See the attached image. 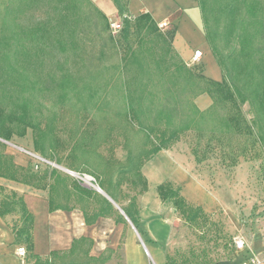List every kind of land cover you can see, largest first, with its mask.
Here are the masks:
<instances>
[{"label":"rangeland","instance_id":"1","mask_svg":"<svg viewBox=\"0 0 264 264\" xmlns=\"http://www.w3.org/2000/svg\"><path fill=\"white\" fill-rule=\"evenodd\" d=\"M210 1L215 6V19L228 29L237 13L229 20L220 8L232 0ZM260 2L259 18L264 15V0ZM123 19L119 14L102 18L84 0H0V104L10 109L14 101L27 100L39 126L54 120L55 136L60 139L56 157L62 164L35 152L31 129L23 137L15 135L9 142L2 141L4 151L13 152L14 160L23 159L22 165L16 164L33 174L29 178L33 184H55L50 176L54 169L69 178L65 180L68 187L73 178L98 192L96 182L84 178L88 174L67 168L66 157L76 135L86 130V139L96 148L87 155L88 160L107 180H120L115 191L122 205L136 196L140 207L141 195L131 183L134 177L119 176L118 172L124 167L128 149L144 152L157 144L154 141L144 148L145 133L129 113L130 93L142 84L145 105L167 108L178 116L177 124L190 126L165 151L173 156L176 168L203 185L215 204L207 212L187 201L191 208L182 215L171 202L162 203L159 215L170 228L166 264L232 263L241 252L237 239L244 240L246 248L256 241L264 247V145L249 105L223 101L219 93L216 104L204 114L198 113L195 98L210 86L203 80L199 85L191 84L186 74L175 70L174 53L168 51L169 40L164 38L173 29L158 24L157 31L143 30L132 17V24L124 30ZM116 22L121 23L118 30L112 27ZM253 30L251 27L250 32ZM260 32L259 45L264 48V31ZM225 33L233 46V33ZM135 55L138 59L133 62ZM256 57L264 64V49ZM193 71L199 74L202 69ZM212 71L206 67L207 75ZM65 77L80 97L74 94L61 103L58 84ZM91 94L88 100L92 101L83 109L79 98L87 100ZM157 128L165 129L164 121ZM8 192L1 190L0 199ZM67 203L78 206L79 200L73 194ZM18 206L11 215L15 228L20 223ZM119 254L109 264H124L122 252Z\"/></svg>","mask_w":264,"mask_h":264},{"label":"trees","instance_id":"2","mask_svg":"<svg viewBox=\"0 0 264 264\" xmlns=\"http://www.w3.org/2000/svg\"><path fill=\"white\" fill-rule=\"evenodd\" d=\"M113 1L118 9L119 15L124 17V30H126L132 24L131 18L126 14L127 1ZM260 1L232 0V4L229 3L230 5L226 4V6L220 8L222 14L225 17H229V20L237 13V17L231 19L228 28L230 31L225 33L228 29L224 28L226 26L221 27L215 19V6L213 3L210 0H199L207 40L224 74L222 83L211 81L201 74L202 71L198 74L192 68L188 67L172 49V33L164 34V38L167 41L169 40L168 51L174 53L173 58L175 60L173 65L175 66V70L186 74L188 80H191V84L197 83L199 85L203 80L210 86L208 90H202L201 93L207 92L210 94L213 99L212 106L216 104V97L219 93L223 94L221 96L223 101L234 102L237 105H249L250 112L253 114L252 122L257 127L259 141L264 145V64L256 57L264 49L261 47V44V46L259 45V33H261L260 31H264V15L259 18ZM88 6L92 7L93 11L97 13L96 8L90 4ZM134 20L140 29L147 31L152 29L157 31L159 29L150 15H141L134 18ZM251 27L254 28L252 32H250ZM224 33L227 36H231L233 33V40L234 37L236 38L233 46L226 41ZM262 34L264 37V33ZM137 59L135 55L133 62H136ZM66 79L65 77L58 84L61 91L59 95V101L61 103L68 101L69 97L74 94L80 97L76 88L71 85V80ZM255 80H259L257 84H253ZM130 95L128 104L129 113L132 114L131 118L137 123L140 130L145 133L146 140L144 142V148L147 147L148 143H154V141L157 144L152 145L149 150L144 152H135L132 149H128L126 162L123 169L118 172V175L121 176L122 173L128 176L132 175L134 179L131 183L135 188H138L137 195H143L148 190V181L142 172L144 164L159 152L168 150L179 139L182 133L189 131L191 128L189 125L177 124L175 117L177 119L178 116H174L167 108L157 107L153 103V105L151 103L145 105L142 84L137 91H132ZM92 96L93 94L87 100ZM84 100L83 98H79L78 100L83 109L86 108V103L91 102L92 99L88 101ZM195 108L198 113L201 115L204 114V111L199 110L196 104ZM52 121L46 123L43 128L39 126L38 122L34 120L30 103L27 100L14 101L10 109H5L0 104V177L38 189L45 190L49 187V209L51 212L59 209L72 210L79 208L84 212L87 224L95 223L100 217L110 216L114 217L118 223L127 224L126 218L106 197L96 190L84 187L81 181L70 178L71 184L68 187L65 180L69 178L62 176L57 170L53 169L50 176L54 177L55 184L42 186L33 184L29 181V178L33 174L28 175L24 172L25 168L18 166L14 162V158L6 154L3 149L5 143L2 141L9 142L15 135L23 137L27 130L31 129L33 131V146L35 152L39 153L43 158L55 161L61 165V158L56 157L60 139L55 136L56 127ZM161 121H164L165 129L157 128L158 123ZM87 134H89L88 131L84 130L76 135V140L66 157V160L69 161L67 168L94 177L96 184L115 203L121 205L120 208L133 225L139 228L141 218L136 196H133L127 205L120 203V198L115 191L121 184L120 180L116 181V183H113L110 178L107 180L104 178L105 175L103 176V173L96 169L87 158L88 154L96 150V148H92L93 146L91 147L88 139H86ZM92 134L91 132L90 135ZM1 190L8 192L3 187H0ZM157 192L163 203L171 202L182 215L186 213L187 208L191 205L181 194V188L175 186L171 181H166L158 185ZM6 194L8 195L0 199V216H8L11 218V215L17 211L16 208L19 205L20 223L17 228L13 225V230L16 242L19 245L25 246V264H109L113 260L118 259L120 252H122L121 255L124 263L123 249L125 235L122 236L118 250L108 248L97 257L90 255L93 241L85 237L74 240L71 248L68 250L52 251L44 257L35 255L33 253L32 234L34 216L27 208L22 195L15 191H10ZM73 194L79 200L78 206H69L67 203ZM198 208L200 209V206Z\"/></svg>","mask_w":264,"mask_h":264},{"label":"crops","instance_id":"3","mask_svg":"<svg viewBox=\"0 0 264 264\" xmlns=\"http://www.w3.org/2000/svg\"><path fill=\"white\" fill-rule=\"evenodd\" d=\"M97 9L102 18L119 14L113 0H84ZM126 11L130 18L150 15L156 24L167 22V29H173L172 49L190 68L202 69L205 78L223 82V71L218 65L211 46L207 40L199 0H126ZM92 8V7H91ZM132 16V17H131ZM196 50L202 56L194 61ZM206 67L213 68L211 76L206 74ZM195 104L201 111L210 109L213 99L207 92L195 98ZM8 155H14L7 151ZM14 162L22 165V158ZM142 172L148 181V190L140 196V222L136 228L120 206L107 198L126 218L127 224L118 223L114 217H100L93 224H87L84 212L72 210L49 209V190L34 188L0 177V187L9 188L24 197L27 208L34 216L33 253L47 256L52 251H65L71 248L74 240L85 237L93 241L90 255L99 256L106 249L118 250L122 236L124 240V264H166L165 245L167 244L169 224L160 218L162 201L157 187L166 181L181 186L183 197L205 211L210 212L215 204L203 185L186 171L176 168V161L168 151H161L147 161ZM25 248L16 242L10 217L0 216V264H23L18 249ZM264 247L259 241L237 252L234 261L228 264H245L252 255H264ZM115 261V260H113Z\"/></svg>","mask_w":264,"mask_h":264},{"label":"built area","instance_id":"4","mask_svg":"<svg viewBox=\"0 0 264 264\" xmlns=\"http://www.w3.org/2000/svg\"><path fill=\"white\" fill-rule=\"evenodd\" d=\"M168 25L167 22H162L161 24H159L160 28H166ZM112 27H114L116 30L120 29L121 28V23H113L112 24ZM202 56V51L200 50H196L195 53H194V61H197L199 58H201ZM82 178V177H81ZM84 178L87 179V181H89L90 183H92L91 181H95V179L91 176H88V175H84ZM84 178H82L84 180ZM236 247L238 250H243L246 248V245H245V242L244 240L242 239H237L236 240ZM18 254L20 257L23 258V264H25V256H26V250L25 248L23 247H20L18 249ZM245 264H264V256H258V255H252L248 261L245 262Z\"/></svg>","mask_w":264,"mask_h":264},{"label":"water","instance_id":"5","mask_svg":"<svg viewBox=\"0 0 264 264\" xmlns=\"http://www.w3.org/2000/svg\"><path fill=\"white\" fill-rule=\"evenodd\" d=\"M97 190H98V192H100V193H102V194H104L107 198H109L102 190H101V188L100 187H98L97 188ZM110 199V198H109ZM111 200V199H110ZM112 201V200H111Z\"/></svg>","mask_w":264,"mask_h":264},{"label":"bare ground","instance_id":"6","mask_svg":"<svg viewBox=\"0 0 264 264\" xmlns=\"http://www.w3.org/2000/svg\"><path fill=\"white\" fill-rule=\"evenodd\" d=\"M90 183V182H89Z\"/></svg>","mask_w":264,"mask_h":264}]
</instances>
